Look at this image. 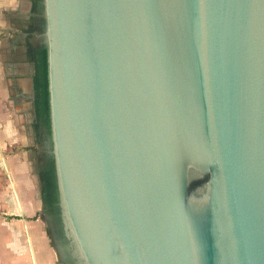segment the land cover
Returning <instances> with one entry per match:
<instances>
[{
    "label": "water",
    "instance_id": "95a60500",
    "mask_svg": "<svg viewBox=\"0 0 264 264\" xmlns=\"http://www.w3.org/2000/svg\"><path fill=\"white\" fill-rule=\"evenodd\" d=\"M40 5L56 264H264V0Z\"/></svg>",
    "mask_w": 264,
    "mask_h": 264
},
{
    "label": "crops",
    "instance_id": "0c3cea01",
    "mask_svg": "<svg viewBox=\"0 0 264 264\" xmlns=\"http://www.w3.org/2000/svg\"><path fill=\"white\" fill-rule=\"evenodd\" d=\"M31 8V0H0V264L57 262L34 164V67L26 46L39 47L40 30Z\"/></svg>",
    "mask_w": 264,
    "mask_h": 264
},
{
    "label": "trees",
    "instance_id": "16d2710c",
    "mask_svg": "<svg viewBox=\"0 0 264 264\" xmlns=\"http://www.w3.org/2000/svg\"><path fill=\"white\" fill-rule=\"evenodd\" d=\"M41 0H31V11L38 15L41 10ZM27 60L33 65L34 73L32 77L33 101L32 114L33 120L31 129L38 138L41 129L49 131L48 123V93H47V69H46V49L34 47L31 44L26 46ZM39 194L45 213L55 211V185L51 165L40 167L37 171Z\"/></svg>",
    "mask_w": 264,
    "mask_h": 264
},
{
    "label": "flooded vegetation",
    "instance_id": "af4514ba",
    "mask_svg": "<svg viewBox=\"0 0 264 264\" xmlns=\"http://www.w3.org/2000/svg\"><path fill=\"white\" fill-rule=\"evenodd\" d=\"M38 24H39V29H40V26H41V19L40 18L38 19ZM36 43L38 46L40 45V41H38L37 39H36ZM46 133L47 132L44 129H41L40 132L38 133V138H37L38 149H39V151L37 153L38 169L40 167L49 166V161L47 160V158L45 157V154H44V144H43ZM55 212L56 211H54V213H50V214L45 213L47 216V223H48V225H50L51 229H53V230L55 228L54 226L56 225Z\"/></svg>",
    "mask_w": 264,
    "mask_h": 264
},
{
    "label": "rangeland",
    "instance_id": "374dc122",
    "mask_svg": "<svg viewBox=\"0 0 264 264\" xmlns=\"http://www.w3.org/2000/svg\"><path fill=\"white\" fill-rule=\"evenodd\" d=\"M42 26V25H41ZM41 26H40V29L39 30H41ZM35 147H36V150H37V147H38V143L35 141ZM23 149V148H22ZM34 164H36V166H37V164H38V161L34 158ZM38 171V167H36V172Z\"/></svg>",
    "mask_w": 264,
    "mask_h": 264
},
{
    "label": "built area",
    "instance_id": "2783aa9c",
    "mask_svg": "<svg viewBox=\"0 0 264 264\" xmlns=\"http://www.w3.org/2000/svg\"><path fill=\"white\" fill-rule=\"evenodd\" d=\"M0 161L2 162V159H1V157H0ZM2 165H3V162H2ZM1 167H3V166H1Z\"/></svg>",
    "mask_w": 264,
    "mask_h": 264
}]
</instances>
